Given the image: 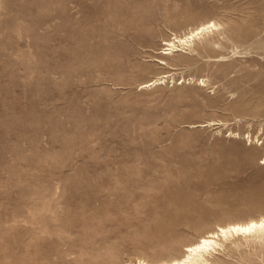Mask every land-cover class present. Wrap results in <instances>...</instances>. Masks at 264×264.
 Segmentation results:
<instances>
[{
	"label": "rangeland",
	"instance_id": "obj_1",
	"mask_svg": "<svg viewBox=\"0 0 264 264\" xmlns=\"http://www.w3.org/2000/svg\"><path fill=\"white\" fill-rule=\"evenodd\" d=\"M262 216L264 0H0V264H158ZM240 238L208 264H264Z\"/></svg>",
	"mask_w": 264,
	"mask_h": 264
},
{
	"label": "bare ground",
	"instance_id": "obj_2",
	"mask_svg": "<svg viewBox=\"0 0 264 264\" xmlns=\"http://www.w3.org/2000/svg\"><path fill=\"white\" fill-rule=\"evenodd\" d=\"M218 28L219 24L214 21H209L200 24L197 27H193L183 37L175 36L172 40L165 42L164 46H166L167 49H165L163 54L170 55L176 52L183 51L186 48H192L196 40L200 39L205 34L217 30ZM161 64L166 66L168 65V63L162 61ZM167 78L168 76L166 75L157 77L156 79L143 84L141 87L146 89L159 84H164L166 82L165 79ZM261 225H264V216L260 217L259 219H250L248 221H239L229 224L226 223V225L224 226H218L216 231L207 233L201 236L199 240L186 246L183 256L171 261H163L158 264H208L209 262L206 258L208 256H212L214 252H217L218 248H221L223 244L228 240H232L235 237H243L245 239L248 238L249 241L251 237H264V227H262ZM128 264L150 263L145 260L139 259L136 263Z\"/></svg>",
	"mask_w": 264,
	"mask_h": 264
},
{
	"label": "snow or ice",
	"instance_id": "obj_3",
	"mask_svg": "<svg viewBox=\"0 0 264 264\" xmlns=\"http://www.w3.org/2000/svg\"><path fill=\"white\" fill-rule=\"evenodd\" d=\"M262 227H264V225H261Z\"/></svg>",
	"mask_w": 264,
	"mask_h": 264
}]
</instances>
